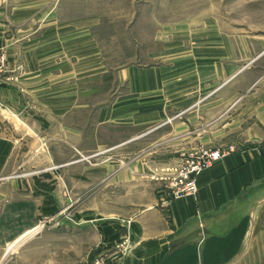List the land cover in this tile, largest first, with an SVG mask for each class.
<instances>
[{"label": "crops", "instance_id": "crops-1", "mask_svg": "<svg viewBox=\"0 0 264 264\" xmlns=\"http://www.w3.org/2000/svg\"><path fill=\"white\" fill-rule=\"evenodd\" d=\"M57 3L0 0V264H264V47L204 17L154 64L104 66ZM197 146L233 151L170 199ZM117 151L123 164L68 176L75 156ZM27 164L46 165L16 175Z\"/></svg>", "mask_w": 264, "mask_h": 264}, {"label": "rangeland", "instance_id": "rangeland-1", "mask_svg": "<svg viewBox=\"0 0 264 264\" xmlns=\"http://www.w3.org/2000/svg\"><path fill=\"white\" fill-rule=\"evenodd\" d=\"M55 1L58 2V7L54 11L62 19H79V44L82 43L80 49L91 50L92 46L98 54L94 59L104 66L154 64L156 51L170 47L173 33L202 27L204 17L218 20L222 29L235 42V47L254 52L264 47V0H53ZM87 20L98 23H85ZM84 59H87L86 56ZM27 139H23L24 144ZM24 147L21 144V151ZM114 154L113 158H109L107 154L95 160L96 154H89L85 156L87 164L80 165L79 160L83 158L75 156L73 161H78V164L66 169L68 176L72 171L78 170L81 175L87 167L91 168L87 170L89 171L92 168H102L113 161L123 164V153L117 151ZM186 155L187 153L183 159ZM89 156L94 158L87 159ZM30 158V155L21 154L16 159L24 161ZM93 161L98 164H92ZM45 165L27 164L26 168L18 169L16 175L39 172ZM79 166H84V169L79 170ZM64 188L68 197L75 192V186L64 185ZM77 202L79 201H70V208ZM77 204L81 205L80 202Z\"/></svg>", "mask_w": 264, "mask_h": 264}, {"label": "built area", "instance_id": "built-area-1", "mask_svg": "<svg viewBox=\"0 0 264 264\" xmlns=\"http://www.w3.org/2000/svg\"><path fill=\"white\" fill-rule=\"evenodd\" d=\"M6 57L0 56V93L2 84V75L6 71ZM174 117L168 121L171 122ZM233 151L229 148H211L205 146H197L189 150L181 164L174 168L167 180L169 183L170 199L183 198L194 194L197 191V177L206 169L210 168L215 162L219 161L223 156ZM94 156H89L87 159ZM83 159H86L84 157ZM45 223L38 225L35 230L44 227ZM109 258L105 253H101L83 264H108Z\"/></svg>", "mask_w": 264, "mask_h": 264}, {"label": "bare ground", "instance_id": "bare-ground-1", "mask_svg": "<svg viewBox=\"0 0 264 264\" xmlns=\"http://www.w3.org/2000/svg\"><path fill=\"white\" fill-rule=\"evenodd\" d=\"M14 246V245H13ZM16 247V246H15Z\"/></svg>", "mask_w": 264, "mask_h": 264}]
</instances>
